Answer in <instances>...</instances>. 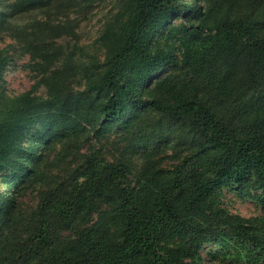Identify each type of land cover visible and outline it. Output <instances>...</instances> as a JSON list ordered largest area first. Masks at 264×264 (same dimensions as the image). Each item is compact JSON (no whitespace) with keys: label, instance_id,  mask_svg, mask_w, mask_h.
<instances>
[{"label":"trees","instance_id":"1","mask_svg":"<svg viewBox=\"0 0 264 264\" xmlns=\"http://www.w3.org/2000/svg\"><path fill=\"white\" fill-rule=\"evenodd\" d=\"M224 1L125 0L118 13L125 20L107 24L100 35L106 59L96 90L107 96L91 130L96 140L115 128L129 133L125 154L107 160L99 148L83 151L78 133L29 170L43 186L35 206L21 208L0 191V264H195L205 246L231 240L242 247L233 260L264 264V0ZM178 14L190 17L180 61L149 40ZM4 64L0 49V169L12 166L21 134L39 112L60 99L57 92L39 101L32 90L5 96ZM170 65L190 69L150 81ZM159 144L196 160L184 159L173 184L145 203L128 173L139 147ZM20 181L16 172L10 185ZM230 183L261 190L253 196L263 213L206 212L210 192ZM102 205L122 219L119 234L93 220ZM172 231L188 238L170 250L162 241Z\"/></svg>","mask_w":264,"mask_h":264},{"label":"rangeland","instance_id":"2","mask_svg":"<svg viewBox=\"0 0 264 264\" xmlns=\"http://www.w3.org/2000/svg\"><path fill=\"white\" fill-rule=\"evenodd\" d=\"M124 2L0 0V49L5 56L1 78L3 94L13 97L32 90L31 93L42 101L60 93L57 104L40 111L38 120L22 132L12 166L0 169V191L13 198L15 196L19 207L29 209L35 206L38 190L43 188L30 179L29 170L38 165L41 155L44 162L52 159L63 145L72 143L76 134L79 133L83 151L99 148V155L107 160H116L125 154L124 147L128 141L125 135L129 136V133L115 128L100 140L91 133L101 118L98 108L107 96L96 90L106 59L100 35L107 24L114 22L119 26L125 20L126 14L118 15ZM224 3L231 5L233 0H225ZM189 21L190 17L180 14L168 17L150 34L151 45L172 49L180 61L184 25ZM188 69L189 65H182V68L170 65L150 81L168 72L184 74ZM84 128L87 132L82 131ZM32 151L36 153L32 154ZM191 156L188 151L176 154L174 148L166 144L139 147L128 173L130 187L147 203L154 190L173 184L175 170L184 159L193 158L195 162L196 158ZM16 172L24 181L13 186L10 179ZM259 192L261 190L243 183L217 186L209 194L205 211L208 212L209 207H220L245 217L261 215L262 204L253 196ZM93 220L112 236L119 234L123 226L122 219L115 212H110L106 205L94 212ZM187 238L184 231H172L162 244L173 250ZM241 248L233 240L224 246L211 243L201 251L203 261L195 264H240L233 260V255H238L237 250ZM132 264L142 263L135 260Z\"/></svg>","mask_w":264,"mask_h":264}]
</instances>
